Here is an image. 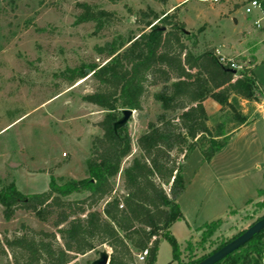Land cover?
Segmentation results:
<instances>
[{"label": "trees", "instance_id": "1", "mask_svg": "<svg viewBox=\"0 0 264 264\" xmlns=\"http://www.w3.org/2000/svg\"><path fill=\"white\" fill-rule=\"evenodd\" d=\"M77 7V23L94 24L96 33L105 30L113 17L89 4ZM262 10L264 14V0ZM151 20V15L143 13L145 24L138 35L128 40L119 36L96 47L101 63L62 74L64 85L72 87L88 77L89 70L96 88L83 100L106 112L96 124L102 135L92 140L85 179L52 177L47 191L31 195L21 193L15 184L0 189L5 221L18 211L32 212L56 230L37 231L22 225L12 237L5 235L0 239L4 264H78L79 256L100 246L111 249L109 264H136L137 256L146 250L145 264H155L163 240L172 248L169 264H200L209 257L198 258L191 252L188 261L181 262L180 245L171 233V227L184 220L178 203L185 188L183 161L190 152L200 150L209 162L231 138L224 134L223 123L208 125L206 99L223 111L233 109L232 97L259 101L263 96L251 68L234 74L220 62L215 49L195 53L198 35L186 31L175 14L167 15L162 25ZM154 88H159L152 97L160 112L138 138V154L122 170L132 155L133 142L127 125L115 131L114 124L123 110L142 113ZM239 120L246 122L243 117ZM120 174L124 193L117 195L113 180ZM83 193H88L84 199L66 200ZM224 223L218 220L202 227V244L209 243ZM263 243L264 230L216 264H263ZM186 248H192L191 241Z\"/></svg>", "mask_w": 264, "mask_h": 264}, {"label": "rangeland", "instance_id": "2", "mask_svg": "<svg viewBox=\"0 0 264 264\" xmlns=\"http://www.w3.org/2000/svg\"><path fill=\"white\" fill-rule=\"evenodd\" d=\"M248 1L225 0L212 4L189 0L175 8L172 7L178 4L175 0H119L116 3L110 0H0V189L15 184L21 193L31 195L47 191L52 177L64 181L87 177L92 140L102 135L96 124L106 112L83 100L96 88L90 72L72 87L64 85L62 74L69 69L101 63L96 47H103L119 36L128 40L138 35L145 24L143 13L151 15L153 21L157 19L154 25H162L167 15L175 14L185 24L186 31L198 35L195 53L211 46L208 42L211 40L229 55L227 59L236 62L238 74L247 66L253 68L264 89L263 0H258L262 11L255 10L250 15L245 13L244 7ZM79 4L113 13L105 30L96 33L94 24L77 23ZM257 21L259 26L255 25ZM187 44L191 46L192 40ZM158 90H151L146 109L142 113L134 111L127 124L133 152L124 161L122 170L138 154V138L160 112L152 97ZM232 105L233 109H225L219 116L225 135H230L241 124L239 100L234 99ZM256 119L259 124L264 123V116L257 115ZM201 160V153L194 150L183 161L185 188L178 203L186 221L172 228L181 248V262H187L191 252L198 258L211 257L264 218V196L254 195L257 203L246 205L243 199L223 197L215 189L205 191L201 183L203 172L196 177ZM122 179L120 174L113 180L117 195L124 193ZM87 196L88 193L74 194L66 200ZM230 204L241 213L229 215L225 208ZM4 209L0 204V239L5 235L12 237L22 225L37 231H56L51 223L40 221L32 212L18 211L7 222ZM218 220L225 223L209 243L202 244L201 228ZM189 241L192 248L188 251ZM104 250L112 253L109 247L100 246L79 256L76 262L91 264ZM171 261V245L163 240L155 264ZM262 262L264 264V252ZM4 263L5 259L0 258V264ZM136 264H145V261L136 258Z\"/></svg>", "mask_w": 264, "mask_h": 264}, {"label": "crops", "instance_id": "3", "mask_svg": "<svg viewBox=\"0 0 264 264\" xmlns=\"http://www.w3.org/2000/svg\"><path fill=\"white\" fill-rule=\"evenodd\" d=\"M187 1L189 0H175L178 4L172 7L180 8ZM202 1L205 2V0ZM208 42H210L211 46L206 48L215 49L216 52L225 58L229 56L217 46H214L211 40H208ZM233 56L237 55H231V57ZM247 68L251 67L247 66ZM251 69L253 70V68ZM257 82L263 98L258 102L232 97L231 103L234 99L239 100L242 117L246 122L240 124L230 134L231 138L228 144L211 161L207 162L203 158L201 151L198 150L202 155V160L199 169L196 171V177L200 175V172H203L201 183L205 191L212 192L215 189L223 197L243 199L246 205L257 203L253 200L254 195H258V197L264 196V123L259 124L256 119L257 115L264 116L262 109L264 89L258 79ZM204 107L208 114V125L210 127L213 128L216 123H222L219 121L222 111L220 105L208 98L204 101ZM226 207L225 211L228 210V213L231 210H236L232 208L231 204ZM184 221H186L185 215ZM173 227H171V233Z\"/></svg>", "mask_w": 264, "mask_h": 264}, {"label": "water", "instance_id": "4", "mask_svg": "<svg viewBox=\"0 0 264 264\" xmlns=\"http://www.w3.org/2000/svg\"><path fill=\"white\" fill-rule=\"evenodd\" d=\"M234 74L237 73L236 70L230 69ZM89 72V71H86ZM134 111L132 110H123L122 118L114 124V130L118 131L121 127H124L128 124L129 120L132 118ZM264 230V218L252 225L248 230H246L240 237L229 243L227 246L216 252L214 255L209 257L207 260L200 264H216L218 261L227 257L230 254L238 251L244 247L255 235ZM111 259V254L104 250L99 253L98 259L93 261L91 264H109Z\"/></svg>", "mask_w": 264, "mask_h": 264}, {"label": "built area", "instance_id": "5", "mask_svg": "<svg viewBox=\"0 0 264 264\" xmlns=\"http://www.w3.org/2000/svg\"><path fill=\"white\" fill-rule=\"evenodd\" d=\"M205 1H209V2H211L212 4H219V3H221L222 1H225V0H205ZM244 7H245V13H246L247 15L252 14L253 11H255V10H261V4H260V2H259L258 0H249V1L244 5ZM261 11H262V10H261ZM262 12H263V11H262ZM255 25H258V26H259V22L257 21V22L255 23ZM216 54L219 56V58H220V62H221V63H223L224 65H229V68H230V69L236 70V68H237V64H236V62H235L234 60H232V59H227V58L221 56L218 52H216ZM262 109H263V112H264V101H263V103H262ZM147 256H148V251L146 250V251H143L141 254H139V255L137 256V258H138V260H139L140 262H144V261L146 260Z\"/></svg>", "mask_w": 264, "mask_h": 264}]
</instances>
